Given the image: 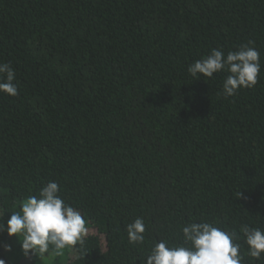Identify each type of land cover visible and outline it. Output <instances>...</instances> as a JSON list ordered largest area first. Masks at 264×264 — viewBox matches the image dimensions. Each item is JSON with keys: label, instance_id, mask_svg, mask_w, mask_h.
<instances>
[{"label": "trees", "instance_id": "16d2710c", "mask_svg": "<svg viewBox=\"0 0 264 264\" xmlns=\"http://www.w3.org/2000/svg\"><path fill=\"white\" fill-rule=\"evenodd\" d=\"M249 41L254 87L225 98L228 73L189 74ZM0 62L18 86L0 93V223L55 181L96 229L29 264H140L193 221L236 232L242 264H264L240 232L264 229V0H0ZM24 257L0 231V259Z\"/></svg>", "mask_w": 264, "mask_h": 264}, {"label": "clouds", "instance_id": "9594fccd", "mask_svg": "<svg viewBox=\"0 0 264 264\" xmlns=\"http://www.w3.org/2000/svg\"><path fill=\"white\" fill-rule=\"evenodd\" d=\"M253 43L241 44L226 55L220 48L212 49L210 54L190 64L188 72L192 77L207 78L222 71L228 73L222 91L225 98L232 97L241 88L254 87L258 82L262 66L260 53ZM0 93L18 95L16 72L10 63L0 62ZM59 193L58 183L49 181L38 195H29L19 211L11 212L6 225L0 223V231L6 230L9 236L20 238L26 256L44 257L50 254V247L56 255H61L66 248L83 245L88 234L86 218ZM125 230L130 243L143 244L146 232L143 218L128 223ZM240 232L248 246L247 255L259 259L264 254V229L242 225ZM182 233L183 243L173 246L162 239L139 259L140 264H242L236 232L210 222L193 221L183 226ZM6 250L11 251V246ZM0 264L5 261L0 259Z\"/></svg>", "mask_w": 264, "mask_h": 264}, {"label": "rangeland", "instance_id": "374dc122", "mask_svg": "<svg viewBox=\"0 0 264 264\" xmlns=\"http://www.w3.org/2000/svg\"><path fill=\"white\" fill-rule=\"evenodd\" d=\"M92 232H96V229H89L88 228V233H92ZM31 255L30 256H26L25 255V257H24V259H23V263L24 264H29V263H31Z\"/></svg>", "mask_w": 264, "mask_h": 264}]
</instances>
